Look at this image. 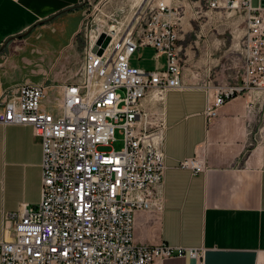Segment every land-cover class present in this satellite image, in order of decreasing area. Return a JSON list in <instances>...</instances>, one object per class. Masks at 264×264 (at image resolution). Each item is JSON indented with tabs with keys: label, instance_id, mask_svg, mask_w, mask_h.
<instances>
[{
	"label": "built area",
	"instance_id": "2783aa9c",
	"mask_svg": "<svg viewBox=\"0 0 264 264\" xmlns=\"http://www.w3.org/2000/svg\"><path fill=\"white\" fill-rule=\"evenodd\" d=\"M110 1L86 3L105 12ZM115 12L82 24V61L71 79L54 84L53 95L45 82L31 81L0 94V123L30 125L41 143L40 200L3 214L0 264H155L182 256L202 261L205 248L135 243L134 214L164 207L166 95L185 87L182 22L200 30L223 16L234 18L242 56L238 79L187 85L206 91L208 126L231 98L264 90V7L251 0H128ZM102 33L110 40L99 54L92 49ZM146 47L156 61L164 57L162 66L131 63ZM116 130L121 148L99 150L118 140ZM178 167L196 174L207 166L195 155Z\"/></svg>",
	"mask_w": 264,
	"mask_h": 264
},
{
	"label": "crops",
	"instance_id": "0c3cea01",
	"mask_svg": "<svg viewBox=\"0 0 264 264\" xmlns=\"http://www.w3.org/2000/svg\"><path fill=\"white\" fill-rule=\"evenodd\" d=\"M82 1L0 0V94L54 72L74 76L78 68L66 64L81 37ZM251 3L264 7V0ZM224 29L221 22L200 30L181 24L185 87L166 95L164 207L160 213L137 210L133 225L135 243L205 248L204 256L201 262L182 256L155 264L264 262V90L231 98L207 126L206 91L187 87L195 80L213 86L238 79L242 56L235 37L226 45ZM163 64L159 56L153 68ZM195 155L205 161V171L178 167ZM40 162V139L30 125L0 123V238L3 214L39 202Z\"/></svg>",
	"mask_w": 264,
	"mask_h": 264
},
{
	"label": "rangeland",
	"instance_id": "374dc122",
	"mask_svg": "<svg viewBox=\"0 0 264 264\" xmlns=\"http://www.w3.org/2000/svg\"><path fill=\"white\" fill-rule=\"evenodd\" d=\"M127 1L128 0H111L109 2V4L106 6L105 12H102V11L99 12L97 7L96 8L93 7V5L96 2H92V4H90V5L88 3H86L84 5L85 9H84V21H83V23L86 24V22H87L88 26H90L94 23H97L98 19L101 18L102 13H114V15L117 16L118 14L115 12V9ZM233 20H234L233 17L223 16L222 19L219 21L225 27V29L223 30V36L225 38L226 45H229L230 40H232V38L234 39V37H235V29L236 28L232 24ZM238 22L240 23V26H239V29H240L243 27L244 23L240 19L238 20ZM232 31H234V32H232ZM80 36H81V34H80ZM191 36L193 37V35H191ZM84 44H85L84 39L81 36L78 39L76 54L71 60L68 61V63L66 64L67 65L66 68H68V69L70 68L71 71H75L78 68V66L81 63V59H82V55H83L82 51L84 48ZM153 51L154 50L152 48H149V47L139 49L132 56L131 63L134 65H137V66L148 68V69L153 68V66L155 65V62H156L154 57L152 56ZM137 57H140V59H137ZM68 69H66V70H68ZM66 78L67 77H65L63 75L59 76V73L55 74V72H54V74H52V76H50V77L48 76V77H41V78L40 77L39 78H33V81H31V82H45V84L49 85V94L53 95L55 93L56 87H57V86H54V84L56 85V81L63 80ZM67 79H69V78H67ZM115 135L118 139L115 143L110 144L109 146H99L98 149L104 150V151H108L112 148L120 149L122 146V142H121V135L119 134L118 130H116Z\"/></svg>",
	"mask_w": 264,
	"mask_h": 264
},
{
	"label": "water",
	"instance_id": "95a60500",
	"mask_svg": "<svg viewBox=\"0 0 264 264\" xmlns=\"http://www.w3.org/2000/svg\"><path fill=\"white\" fill-rule=\"evenodd\" d=\"M87 0H83L82 3L80 4V6L84 5L86 3ZM9 40V39H8ZM8 40L5 42L7 43ZM110 38L108 35H106L105 33H102L99 35L96 44L93 46V51H97V53H101L103 48L106 47V45L108 44Z\"/></svg>",
	"mask_w": 264,
	"mask_h": 264
}]
</instances>
